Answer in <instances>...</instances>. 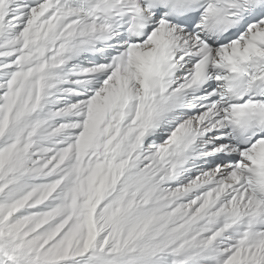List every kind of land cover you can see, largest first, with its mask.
<instances>
[{"label":"snow or ice","instance_id":"snow-or-ice-1","mask_svg":"<svg viewBox=\"0 0 264 264\" xmlns=\"http://www.w3.org/2000/svg\"><path fill=\"white\" fill-rule=\"evenodd\" d=\"M0 264H264V0H0Z\"/></svg>","mask_w":264,"mask_h":264}]
</instances>
